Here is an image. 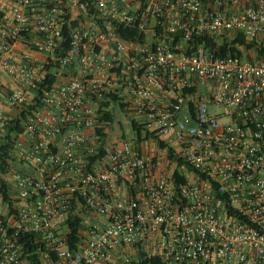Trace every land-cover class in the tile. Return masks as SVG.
Masks as SVG:
<instances>
[{"label":"built area","instance_id":"built-area-1","mask_svg":"<svg viewBox=\"0 0 264 264\" xmlns=\"http://www.w3.org/2000/svg\"><path fill=\"white\" fill-rule=\"evenodd\" d=\"M238 35L264 43V0H0V264H264V53L219 54Z\"/></svg>","mask_w":264,"mask_h":264},{"label":"trees","instance_id":"trees-1","mask_svg":"<svg viewBox=\"0 0 264 264\" xmlns=\"http://www.w3.org/2000/svg\"><path fill=\"white\" fill-rule=\"evenodd\" d=\"M122 35L125 39H136L141 40L142 36L137 35V32L135 30H125L122 31ZM242 51H247L249 54H252V56L258 57L261 54L264 53V43L263 42H257L256 39L245 41L241 35H238L233 41L226 43L223 42L219 48V54L223 55L225 53L230 54H236L240 55ZM34 106L29 105L27 106L26 110H23L21 113V119L26 118V114L30 112L31 109H33ZM104 118L109 119L113 121L114 116L111 113H105ZM135 128L137 135H140V129L136 127V125H133ZM22 131V127L19 125V122L16 123L15 126H10L7 129V132L5 130L4 135L2 139L0 140V207H3L4 205H11L10 203V197H9V188L6 185V169L9 165L8 161L11 159V151L13 148V140L17 133ZM149 134V133H148ZM159 145L163 147V143L159 142ZM23 237L28 240L25 251L30 252L35 249V246L32 245V242H30L29 239H33V236L30 235H23ZM32 241V240H31ZM150 264H162L160 260L158 259H151L149 261ZM146 264V263H145Z\"/></svg>","mask_w":264,"mask_h":264},{"label":"crops","instance_id":"crops-1","mask_svg":"<svg viewBox=\"0 0 264 264\" xmlns=\"http://www.w3.org/2000/svg\"><path fill=\"white\" fill-rule=\"evenodd\" d=\"M8 79H6V75L4 73H0V106L2 105V95L6 92V82L8 83Z\"/></svg>","mask_w":264,"mask_h":264},{"label":"rangeland","instance_id":"rangeland-1","mask_svg":"<svg viewBox=\"0 0 264 264\" xmlns=\"http://www.w3.org/2000/svg\"><path fill=\"white\" fill-rule=\"evenodd\" d=\"M217 111V110H216ZM118 118L120 119V120H122V117L121 116H118ZM5 179H6V177H5Z\"/></svg>","mask_w":264,"mask_h":264}]
</instances>
